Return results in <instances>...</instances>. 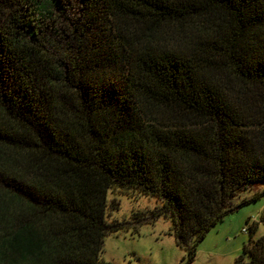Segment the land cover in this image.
Returning a JSON list of instances; mask_svg holds the SVG:
<instances>
[{"label":"trees","instance_id":"obj_1","mask_svg":"<svg viewBox=\"0 0 264 264\" xmlns=\"http://www.w3.org/2000/svg\"><path fill=\"white\" fill-rule=\"evenodd\" d=\"M257 182L264 0H0V264H109L113 192L155 197L133 221L169 216L190 260Z\"/></svg>","mask_w":264,"mask_h":264},{"label":"rangeland","instance_id":"obj_2","mask_svg":"<svg viewBox=\"0 0 264 264\" xmlns=\"http://www.w3.org/2000/svg\"><path fill=\"white\" fill-rule=\"evenodd\" d=\"M263 189L264 182H257L240 192L234 203ZM109 197H115L118 206L110 210L108 220L128 222L104 236L101 257L109 264H234L245 244L264 235V223L259 219L264 211L261 195L218 220L197 242L194 255L188 260V248L176 242L169 216L133 221L135 213L151 210L158 204L155 197L133 192H113Z\"/></svg>","mask_w":264,"mask_h":264}]
</instances>
